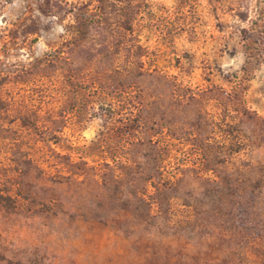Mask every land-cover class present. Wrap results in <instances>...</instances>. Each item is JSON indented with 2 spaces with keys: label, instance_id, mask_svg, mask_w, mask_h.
Returning a JSON list of instances; mask_svg holds the SVG:
<instances>
[{
  "label": "rangeland",
  "instance_id": "obj_1",
  "mask_svg": "<svg viewBox=\"0 0 264 264\" xmlns=\"http://www.w3.org/2000/svg\"><path fill=\"white\" fill-rule=\"evenodd\" d=\"M0 188V264H264V0H0Z\"/></svg>",
  "mask_w": 264,
  "mask_h": 264
},
{
  "label": "trees",
  "instance_id": "obj_2",
  "mask_svg": "<svg viewBox=\"0 0 264 264\" xmlns=\"http://www.w3.org/2000/svg\"><path fill=\"white\" fill-rule=\"evenodd\" d=\"M100 1L104 2V0H100ZM92 25H93L92 23L81 22V27H80L79 31L81 33H86L92 27ZM141 75H143V74H140V77H141ZM151 141L152 140L149 139L147 141V145H145V147L148 150H152L153 149L154 151H156V149L153 146ZM144 157H146V155H144ZM26 165H27L26 166V170L24 171L25 175H29L34 170V171L39 172L41 175H43L45 177L44 171H43V169L41 167H39V165L33 163L30 160H28L26 162ZM106 167L110 168L109 164H106ZM84 171L85 170H81V173L82 172L84 173ZM117 179H118V177H117ZM151 179H152L151 174H148L147 176H143L142 182L147 183ZM112 180L110 179L109 181H112ZM48 181L51 182V183H54L52 179H49ZM97 183L99 184L98 186H99L100 189L101 188L108 189V186H109L108 180H106V179L102 180L101 179V180H99V182L97 181ZM131 185H134V181L131 182ZM151 187L155 188V199L154 200L156 201L157 205L160 208H162L163 207L162 206L163 205V201L160 200V196L158 194H160L164 190H168V188H170V187H168L167 184H163L160 187H155V186H151ZM145 188H146V186L144 185L142 187V189L145 190ZM132 200H133L134 204H136L139 207L145 209L146 213L148 212V214H149L152 204H151V202L149 200L146 199L144 194H140L139 192L135 191V192H133ZM0 208H4V209H6V210H8L10 212L17 213L15 198L12 195H10L9 193H4L1 188H0Z\"/></svg>",
  "mask_w": 264,
  "mask_h": 264
}]
</instances>
